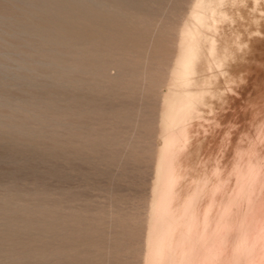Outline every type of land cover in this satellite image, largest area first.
I'll use <instances>...</instances> for the list:
<instances>
[{
  "label": "rangeland",
  "instance_id": "1",
  "mask_svg": "<svg viewBox=\"0 0 264 264\" xmlns=\"http://www.w3.org/2000/svg\"><path fill=\"white\" fill-rule=\"evenodd\" d=\"M46 1L47 0H0V108H8V111L0 117V264H79V259L78 261L74 259L70 263L65 262L63 255L65 248L63 245V242H65L63 239V230H65L66 223L77 226V222L82 218L83 220H89V217H94L91 221L102 227L103 230H106V234L108 232V228L106 227H109L110 232V228L115 225V222L116 225L113 227L114 229L112 231H114L116 227L120 229L124 226L121 229H123L125 233L128 230H132L134 234L137 232H144L146 224L144 219L146 218L143 219L142 217H147V203L150 200L152 177L154 176V161L157 158V143L159 142L158 140L165 136L163 135L165 131L160 128V119L161 115H163V103L161 102L165 98L171 96V93L174 91L170 88L171 78L168 74H170L174 67L173 60L178 56V37L182 34L184 24L192 19L189 15L190 6L196 2L195 0H161L159 3L156 2L158 3L156 4V0H138L140 5L141 1H143L142 4H144L140 6L143 7L142 9L138 7L140 8L138 11V8L136 7L137 9H135L134 7V5L139 6L138 4H134L137 0H131V4L128 3L129 0H120L122 2L121 4L126 7H123L121 4H119V6L121 5L122 7H117L123 10L120 12L121 15L126 16L127 14L128 17V14H132V16L128 17L129 21L134 17H139V21H142L141 18L146 17L143 22H140V25L143 24L141 26L143 28L142 32L141 30L139 32H132L126 37H130L131 39H134V37L139 38L141 33V37H144V33L147 37L150 35L148 38L146 37L147 39L144 38V40H146L145 45H147L148 48L145 47L144 50H141V52L143 51L142 55L145 59H134V61L141 59V61L138 62L139 68L142 69H138L140 70L139 75H141V77L139 76L140 78L138 79L136 75L131 74V77H128L130 81L124 80L126 83L122 81L123 84L116 83L117 76L122 71L119 69L120 65L118 67V64L113 61L111 56L112 53H110V55L108 52V55L106 52L101 53L102 55L111 56L110 59L96 52L97 54L95 53V55H98L96 58L97 60L102 56L99 61L102 62L103 59L107 62L103 61L105 67L103 70H105L101 74L102 77L100 76L103 78L102 81H104V83L102 82L101 84L104 85L102 86L99 83L101 82L100 77L97 80L98 82H94L98 83L95 87L101 90L97 91L94 87L96 84H93L94 88L92 89L89 84L85 85L86 76L84 75V71H82L95 58L90 59L89 57L87 60L85 59L86 63L85 61L79 63L80 69L81 67L83 68L79 70V72H76L78 70H73L68 60L71 61L74 59L72 56H77V51L83 47L84 37L90 34L89 31L93 30L92 28H94V26H98L101 29L104 25H107L103 28L106 34H104L103 29H101L103 34L102 32L98 34V39L102 40V42L111 39L109 36L110 33L107 34L111 26L108 21L104 20V16L110 14L107 10L115 9L114 2H112L113 0H104V3L102 0L101 5L97 4L98 6H96V9L100 7V9L105 10L102 11V13L104 12L101 17L103 18V22L100 21L102 19L97 17L95 20L91 18L88 22L89 25L87 24L84 30H79V37L76 36L67 41H63V36H67L64 30L57 31V28L55 30L59 17L62 16L58 12L59 10L52 16L43 15L42 10ZM107 1H109V3L106 4L108 6L105 5ZM125 1H127L128 5L125 4ZM205 1L207 0L203 2ZM217 1L219 2L220 0H211L210 3L214 4V2L216 3ZM248 1H240L242 4L239 8L240 12L243 14L238 17L239 20H237L238 18L236 19V17L235 19L242 25L239 24V28L235 25V31H232V34L234 33L236 37H233L234 40L232 38L234 41L233 44L241 42V47H239V45V48L236 47V44L235 50H232L226 59L222 60L221 63L223 67L222 64H220L209 71L210 74L221 75L219 77L220 80L217 79L215 84L209 87L207 97H211L208 98L211 105L209 104L210 107L207 105L208 110L202 115L203 118L201 121L204 124L193 126V130H200L202 135H205L204 137H208L207 140H210H204L198 147L199 150L202 149V146L205 148L200 151L198 150L200 156L197 155L199 158H197V156V159L195 158V161L200 164L196 169L197 174L212 173L214 166L218 163L223 169L221 174H219V178L224 179L221 184L224 185L227 182L230 184L231 182L230 189L221 192V195L225 199H233L236 202V206L233 208L230 216H236L238 215L237 213L240 214L238 225L231 233L233 234L231 237V244L234 245V248L222 257L226 260L223 264H248L251 261L250 258H253V256L257 254L258 249L260 250V248L264 246V243H262L264 238L261 239L260 237V242L257 241L256 238H248L249 235L246 234L248 226L254 222V220L261 218L262 212L264 213V96L262 95L264 94V41L261 40V38L264 39V32L261 31L264 29L262 27V24L264 25V22H262L264 21V12H262V10L264 11V0H262V2L261 0ZM80 2L87 5L89 3L95 5L96 0L94 4L93 0H55V6L56 9H61L60 6L62 4H75ZM109 4L112 8L109 7ZM129 4L130 7L134 9L130 8ZM104 5L106 7H104ZM128 7V10L125 9ZM146 7L148 8L146 9ZM124 10H127L128 13ZM140 10L143 12L146 10V12L149 13V18L145 15L147 14L146 12H144L145 16L140 15L143 14ZM130 11H132V13H130ZM136 11H138V14ZM253 12H257L256 15L259 14L261 16H256ZM150 13H153V15H151L152 17H150ZM186 14L189 16L188 18ZM248 14H251L252 17H249ZM127 17L125 19H127ZM259 19L262 21H259ZM80 22L81 21L77 20V22L72 21L70 23L78 27ZM254 23L257 24L254 26ZM153 25L155 27H153ZM257 25L260 28H256ZM164 26L165 28H163ZM38 28H42L43 30V33L40 35L35 33ZM236 31H238V33ZM135 33L137 36H134ZM251 34H254V36L259 35L258 37L256 36V42L254 41L255 37ZM236 35L241 36H239V38ZM56 38L59 43L48 46V44H50L48 41H53ZM250 38L253 39L251 41L254 43L250 41ZM148 39H151V41ZM151 42L154 43V46ZM151 46H153V48L156 47L153 49ZM250 48L251 51L249 50ZM90 50L92 49L90 48ZM253 50L256 51L254 52ZM95 55L91 57H96ZM142 55L141 57L144 58ZM244 57L246 59L242 60ZM108 59L109 61H107ZM126 62L128 61H125V63ZM157 62H161V64ZM167 62L171 64L169 65ZM82 63L84 64L82 65ZM105 63L107 64L106 66ZM129 63L131 62H128L125 66ZM142 64H145L144 67ZM147 64H150V66ZM135 65H137V63ZM68 73H70V75H68ZM75 73H77V75ZM68 76H73V79L77 81H85V88L76 91V87H73L77 84L76 80L74 83L73 80L68 79ZM117 85L118 88L114 89ZM110 86L114 91L110 89ZM71 87L74 90H72ZM88 87H90L91 90L94 89L93 91L96 90L97 93L93 91L89 92L90 89ZM105 88L109 91L108 95ZM120 88L124 90H118ZM111 90L116 94L110 92ZM73 91H76L75 93L80 96L89 95L88 97L92 98L91 105L98 103L99 97H103L104 101L108 103L103 105L101 117L107 118L106 120L113 117V114L118 111L117 109L122 108L123 102L120 101V99L124 100V98H128L130 102L133 101L132 106L138 111L136 115L137 120L142 122L148 119L149 121L147 122L150 123L143 125L141 122L137 123V121H135L133 127L134 129L136 128L137 131L133 128L131 130L123 129V124H113L111 126L110 120V122L106 124V127L109 128V133L111 132L110 129L118 131L120 129L119 127H121L119 131L124 132L125 135V142L118 143L121 148L118 145L112 148L113 151H107L110 153L108 154L110 158L112 159L118 151V157L120 156V152H122L121 156H128H123V159H120V157L114 158L113 161L109 159L106 162L103 160V162H100L98 160L96 163L97 168L93 164L94 160L90 163L89 159L92 157H94L92 159H99L98 154L92 152L93 150L89 151L87 147L92 143L91 140L88 142L89 138L87 134H90L88 129L91 127L90 125L94 120L92 119L90 122H87L89 120H84L85 126L82 125L80 129L79 127H68L71 123L69 122L71 119H67L66 112L68 109L71 110V108L74 107V101L76 102V100L73 99L75 96ZM118 92L121 96L124 94L125 97L123 98L122 96L121 98L117 96L119 95ZM121 92L123 94H121ZM127 92L128 95H125ZM88 93L93 94L91 95ZM99 93H102V95ZM216 94L217 96L219 94L221 95L217 97ZM129 96L131 98H129ZM72 99L73 104L70 103ZM117 99H119V103L116 102L112 104V101L115 102ZM120 102L121 105H119ZM159 102L160 104H158ZM42 104L44 107L46 106L43 119L33 117L30 111L36 107H41ZM124 106H126V104ZM14 107H17V110L13 111ZM72 112L70 111V113ZM111 113L112 115H110ZM55 114H60V117L56 119V121L53 120L55 122L50 121L49 119ZM242 114L245 115L243 116ZM217 117L220 119H217ZM243 117L245 118L243 119ZM190 135H192L191 131L188 133V136ZM212 139H214L215 142ZM209 142H214L215 144L211 143L210 145ZM85 146L87 148H85ZM80 147L83 148V151L86 150L87 152H85L90 157L89 158L85 154L83 156L80 155L83 157L82 159H84L82 163L79 159L80 157H78ZM97 147L96 145L94 148L102 149L101 147ZM124 151L130 152L129 154L131 155ZM209 153H211V155ZM204 154L208 157L207 159ZM74 155H76L78 159ZM84 156L87 157L84 158ZM116 159L118 160L115 161ZM233 159H235V161ZM121 160H126L127 163L131 160V162L128 165L127 163L123 165V161ZM114 161L116 164H114ZM201 162H204L203 165L205 167H203ZM231 162L234 163L232 164ZM118 163L120 164L118 165ZM232 165L235 166L233 167ZM202 171L203 173L200 174ZM223 173H225V176L222 175ZM208 183L217 184L218 182L215 178H212L208 180ZM207 194H209V192H207ZM135 213L137 218L134 215ZM75 214H80L81 217L78 219ZM116 214L118 215L117 219H114ZM216 215V213H212L209 217L205 215L202 223H206L211 217H215ZM121 217H123L125 221ZM118 218L121 219L119 220ZM136 221H139V223L133 225ZM118 222L119 224H117ZM105 225L107 226L104 227ZM126 226H128V228ZM133 228L136 230L134 231ZM109 232L108 236L111 234H109ZM114 232H116V230ZM7 235L12 236L13 240L9 241L8 239H2L3 236L6 238ZM108 236L106 235L107 239L110 238V236ZM133 238L134 236L131 238L132 242L136 239ZM248 241L251 242V244H247ZM256 244H259V246H255ZM248 245H250V247ZM116 254L117 253L114 255L116 256ZM126 254L127 253L117 254V256H120L118 257V259H120L118 261L121 263L125 261L130 264L133 260H136L134 256H128L126 258ZM190 256V254H186L183 259L185 260ZM114 259L115 258L111 260L113 261ZM134 264L139 263L136 261Z\"/></svg>",
  "mask_w": 264,
  "mask_h": 264
},
{
  "label": "bare ground",
  "instance_id": "2",
  "mask_svg": "<svg viewBox=\"0 0 264 264\" xmlns=\"http://www.w3.org/2000/svg\"><path fill=\"white\" fill-rule=\"evenodd\" d=\"M94 1L95 0H93V4H94ZM105 1L103 0V3ZM129 1H128V3L131 4V0H129ZM143 1L140 2L141 5L138 3V0H137V2H134V4L139 5V6L134 5L135 9H137L140 6H143L144 5V4H142ZM195 1L196 2H194V4L192 6H190L189 15L192 17V19H190L188 22H186L184 24V29H183V31L181 30L182 34L180 33L181 34L179 36L180 38L178 37V45L175 43L178 46V48L176 47L178 49V56L177 57L175 56L176 58L174 60L172 59L174 62L171 60L174 63V67L171 70L170 74H168V75L171 78V84H170L171 87L170 88H172L174 91L171 93V96L165 98L162 102L160 101L161 103H163V112H162L163 115H161V119H160V128L165 131V134H163L165 136L162 137L160 140H158L159 142L157 143L158 144L157 150H156L157 158L154 161L155 162L154 167H153L154 176L152 177L153 181H152V185H151L150 200L147 203V206H148L147 217H145V216L142 217L143 219L146 218V219H144L145 223H146L145 224V230H144V232L142 231L143 233L137 232L136 234H134L132 232V230H128L125 233V231L123 229H121L124 226L121 225L122 227L120 226L121 227L120 229H119V227L118 228L116 227L117 228V229L115 228L116 232H114L115 230L114 231H112V230L114 229L113 227H115V225H116V222H115L116 220H115V221H113V222H115V225L113 227H111L112 229L110 228V230H111L110 232H109V227H106L107 225L104 226V227L108 228L109 234L111 233L109 235L110 238L107 239L106 235L108 236V232L106 234V230H103L102 227H100L99 225H97V224L93 223V221H91V219H93L94 217H91V218L89 217L88 218L89 220H85V219L83 220V218L79 219L81 217L80 214H77V215L75 214L78 217V219L80 220L77 222L78 225L72 226L70 223H68V224L66 223L65 224V230H63L64 231L63 239L65 241V242H63L64 243L63 245L65 247L63 255H64V259H65L66 263H70L74 259H76L78 261V259H79V261H80V262H78L79 264H129V263H126L125 261H124V263H121L120 261H118V260H120V259H118V257H120V256L119 255L117 256V254L127 253L126 258L128 256L129 257L134 256V259H136L133 261L131 260L132 262L130 264H134V262H136V261L139 264H223V263H225L226 260H225V258H222V257H224V255H226L227 252L229 253L234 248V245L231 244V237L233 235L231 233L233 232L234 228H236V226L238 225V220H239L240 214L237 213L238 215H236V216H234V215L230 216V213L232 214V210L236 206V202L233 199H228V198L225 199L221 195V192H223L227 189H230L231 182H230V184H228L229 182L225 183L224 185L221 184V182H223L224 179L219 178V174H221L223 169L220 167V165L218 163L214 166L212 173L202 174L204 171L203 170L202 172H200V174H202V175L197 174L196 169L200 165L197 161H195L196 156L199 155L198 154L199 153L198 147L202 144V142H204V140H207L208 137H204L205 135H202L200 130H196V129L193 130V126H199V125L204 124L201 120L203 118V116H202L203 113L207 112V110H208L207 105L210 104L209 99H208L210 96L207 97L209 87L212 86L213 84H215L216 80L219 79V77L221 76V75H216L213 73L210 74L209 71L213 67H217L220 64H222L221 63L222 60H225L226 57L228 56V54L230 52H232V50L233 51L235 50L234 48H235L236 44H237L236 47H238V45H239V47H241L240 46L241 42H237L236 44H233L234 43L233 37H235V36H234V33L232 34V31L234 30L235 25H236V27L238 26V28H239V24H241L237 20H239L238 17L242 16V14H243L240 12V8H239L241 6L242 2L240 3L241 0H220L219 2L217 1L218 3L216 2L217 4L214 2V4H215L214 5L213 3H210L211 0H207L205 2H203L204 0H195ZM250 1H252V0H250ZM250 1H248V2H250ZM101 2H102V0H96L95 5H91V3H89V2H88L89 3L88 5L80 2L81 5H83L82 10L84 11V15H86L82 18L83 20H79V21H81L79 23V26H78V29L80 31L84 30L87 27V24L91 18L95 20V18L97 17L99 19H102L100 21L103 22V18H101V17H102V14L104 13V12L102 13V11H105V10L100 9V7H99L100 10L96 9V6L101 5ZM112 2H114V8L115 9L107 10V12H110V14H107L106 16H104L105 17L104 20L108 21L110 23V26H111V27H109V30L107 33V34L110 33L109 36L111 39L107 40L105 42H102V40L98 39V34H100L102 32L101 29H103L107 25H104V27H102L101 29L98 26H97L98 27L97 28L93 25L94 26V28H92L93 30L89 31L90 34L87 37H84L85 40L83 42V47H81V49H79V51H77V53H76L77 56H72L76 60H74L73 58H72L73 60H71V61L68 60L69 64H71L73 70H75V71L78 70L76 72H79V70L83 69L82 67L80 69L79 63H81L82 61H85V59L87 60L89 57H90V59L95 58L91 61V63L89 65L86 64L88 66L82 70V71H84V75L86 76V79L84 78L86 80V84H85V81H79V80L77 81L75 79L77 84L75 86H73V85L72 86L77 88V89L75 88L76 91L83 90L85 88L84 84L85 85L89 84L91 89L94 88L95 86H97L98 83H94V82H96L98 80V78L101 76L102 72H104V70H105V69L103 70V68H105L104 62H106V60L102 59V62L99 61V59L102 58L103 55L106 58L107 57L110 58L112 56L113 61H115V63L118 64V67L120 65L119 69L122 71L117 76V82L116 83L120 84L124 80L130 81L129 78L131 77V74L136 75L138 79L141 77V75H139L140 74L139 71L142 69L139 68L138 62H140L141 59L142 60L145 59V57L142 55L143 51L141 52V50H144L145 47L148 48V46L145 45L146 40H144V38L147 39L150 35L147 37V36H145V33H144L143 34L144 37H141V34H142L141 33L140 36L138 35L139 38L134 37V39H131L129 37L131 39V42H130V39L126 38V37H127V35H129V33H132V32H137V31L139 32L140 30L142 32L143 28L141 26L143 24L140 25V22H143V20L146 19V17H144V16L145 15L148 16L149 13H147L145 10L144 12H146L147 14L144 15V12L142 10H140V11H142L143 14H140V13L139 14L144 15L143 16L144 18L140 17L142 19V21H139L140 20L139 17H137L138 19L136 17H134V18L131 17L133 21L131 19L129 21L128 17L132 16V14L131 15L128 14V17H127V14L125 16V15H121V13H120L123 11L119 8L122 5L121 4L122 2L120 0H113ZM125 2H126L125 4H127V1H125ZM156 2L159 3V2H161V0H156L155 3ZM261 2H262V0H261ZM107 3H109V1H107L105 3V5ZM150 3H151V1H150ZM153 3H154V1H153ZM158 3H156V4H158ZM119 4H121V5L119 6ZM130 4H129V7H130ZM244 4H245V1H244ZM244 4H243V6H244ZM105 5H104V7L108 6V5H106V6ZM111 5H112V3H111ZM132 5H133V3H132ZM147 5H149V4H147ZM263 5H264V3H263ZM117 6H119V7H117ZM109 7H110V4H109ZM129 7L125 8V9L128 10ZM110 8H112V7H110ZM118 8H119V11H118ZM130 8H132V7H130ZM140 8L142 9L143 7H140ZM140 8H138V11ZM147 8L148 7H146V9ZM122 9H124V8H122ZM132 9H134V8H132ZM56 10H59L58 12H61V9H59V8H57ZM127 10H124V11H126V13H128ZM148 10H151V9H148ZM138 11H136V13ZM247 11H249V10H247ZM133 12H135V11H133ZM262 12H264V11L262 10ZM123 13H125V12H123ZM130 13H132V11H130ZM256 13H254V14L256 15ZM75 14L77 15L76 11H74L73 9L71 11L68 10L66 13V17H67L66 21L62 25H61V22H63V20H60V22H58L57 31L58 30H64L65 33L69 34L71 32V30L74 29V28L72 29L71 27L69 28L68 26L73 25L70 22H72L74 20H72V21H70V20H71V18H73V15H75ZM140 15H138V16H140ZM151 15H153V13L152 14L150 13V17H152ZM250 16H251V14L249 15V17ZM256 16H261V15L258 14ZM88 17H90V18L88 19ZM126 17H127V19H125ZM188 17L189 16L187 15V18ZM233 17H234V20H233ZM235 17H236V19L237 18L238 19L236 20ZM148 18H149V16H148ZM162 18H164V17H162ZM259 21H262V20L259 19ZM159 22H161V21H159ZM241 22H242V20H241ZM262 22H264V21H262ZM262 22H261V24H262ZM90 24H91V22H90ZM154 24H155V22H154ZM156 24H158V23H156ZM255 24H257V23H254V26H255ZM153 27H155V26L153 25ZM182 27H183V24H182ZM262 27L264 28L263 24H262ZM163 28H165V26ZM256 28H260V27L257 25ZM168 29H170V28H168ZM250 29H251V27H250ZM79 30L77 33H79ZM166 30H167V28H166ZM241 30H240V32H241ZM258 30H260V29H258ZM103 31H104V29H103ZM145 31H147V30H145ZM261 31L264 32V29ZM143 32H144V30H143ZM236 32L238 33V31H236ZM262 32H261V34H262ZM102 34H103V32H102ZM104 34H106L105 31H104ZM241 34H242V32H241ZM254 34H251V35L254 36ZM135 35H136V33L134 34V36ZM152 36H153V34H152ZM239 36H241V35H239ZM239 36H237V37H239ZM256 36H254L255 42H256ZM63 37H64L63 41L70 40V39H68L69 37H67L65 35ZM99 37H101V36H99ZM249 37H251V36H249ZM232 38H233V40H232ZM243 38H244V36H243ZM258 39H257V41H258ZM148 40L151 41V39H148ZM251 40H253V39L250 38V41ZM261 40L264 41L263 38H261ZM49 43L50 44H48V46L53 45L52 42H49ZM151 43H153V42H151ZM243 43H245V42H243ZM252 43H254V42H252ZM81 44H82V41H81ZM148 45H149V43H148ZM153 46H154V43H153ZM153 46H151V48H153ZM251 46H253V45H251ZM259 46H261V45H259ZM259 46H257V47H259ZM244 47H247V46H244ZM90 48L93 51L90 50ZM253 49H254V47H253ZM259 49H261V48L259 47ZM249 50L251 51V48ZM91 52L93 55L91 54ZM96 52L99 53L100 55H102L101 53H104V52H106V54L108 52L109 55H110V53H112V54L110 57L103 54L97 60L96 58L98 55L97 56L95 55ZM175 52H177V51H175ZM94 55L96 57H91ZM141 55L144 58H142ZM234 55H235V53H234ZM138 56H140V57H138ZM131 58H132V60H131ZM135 58H141V59L134 61ZM236 59H237V57H236ZM243 59H246V58L244 57V58H242V60ZM146 60H147V58H146ZM107 61H109V59ZM125 61L131 62V63H129L127 66H125V64L128 63V62L125 63ZM135 62L137 63V65H135L136 64ZM161 62H159V63L161 64ZM235 62H237V61H235ZM239 62H241V61H239ZM85 63H86V61H85ZM106 63H105V66L107 65ZM230 63H229V65H230ZM83 64L84 63H82V65ZM144 65H143V67H144ZM147 65L150 66V64H147ZM222 67H223V64H222ZM138 69H140V70H138ZM75 71H73V72H75ZM75 74L77 75V73H75ZM232 74H234V73H232ZM235 74H237V73H235ZM68 75H70V73H68ZM73 75H74V73H73ZM162 75H164V74H162ZM74 77L76 78L75 75H74ZM68 79L73 80V82L75 83L73 76L72 77L68 76ZM84 79H82V80H84ZM102 79L103 78H101V82H99L100 84L102 82L104 83V81H102ZM70 80H69V82H70ZM91 83H92V86H91ZM125 83H124V85H125ZM93 84H96V85H94V87H93ZM114 84H115V82H114ZM90 87H88V88L90 89ZM220 87H222V86H220ZM98 88H99V85H98ZM116 88H118V85L116 87H114V89H116ZM127 88H126V90H127ZM151 88H149V89H151ZM71 89L74 90L72 87H71ZM91 89L89 90V92H92L94 90V89L93 90H91ZM110 89H112L111 86H110ZM96 90L98 91L99 89L96 88ZM96 90L93 92H96ZM112 90L110 92L114 91V90L113 91ZM118 90H124V89L120 88ZM215 90H217V89H215ZM99 91H101V90H99ZM102 91H103V89H102ZM75 92L73 91V94H75V96L73 95L74 96L73 99L76 100V102L74 101V107L72 106L73 108H71V110L68 109V111L66 112L67 117H68L67 119L68 120L71 119V121H69L71 123L68 127H70V128L79 127V129H80L82 127V125H84L85 121L89 120L87 122H90V120H92V119L94 120V121H92L91 125L89 124L91 127L90 126H89L90 128L88 127L89 128L88 130L90 132V134H87L88 138H89L88 142L91 140L92 143L87 147L89 148L88 149L89 151L93 150L92 152H96L99 156V159L95 158L96 159V162H95V159H92L94 157H92L91 159H89L90 163L92 160H94L93 164H94V166H96L97 165L96 163L98 162V160L100 162L102 160L106 162L109 159H110V161H113L114 158L120 157V159H123L124 157L128 156V155H126V156L123 155L124 156L123 157V156H121L122 152H120V156L118 157L119 151L117 152L118 153L117 154L114 150V152L116 154L113 156L112 159L110 158V155H108L110 153H108L107 151L112 150V148H115L119 145L118 143L123 142L125 135H124V132L119 131L121 129V127H119L120 129L118 131H116L115 129L114 130L110 129L111 132L109 133V128L106 127V124H107V122L111 121L110 122L111 126L113 124H118V125L123 124V126H122L123 129H130V130L132 128L134 129L133 124H135V121H137V123L141 122V121H138L136 118L138 111L136 109H134V107L132 106L133 101L130 102L128 98L125 99L124 98L125 96L122 93L123 91L121 92V94H123L122 96H123L124 100H121L119 97L122 98V96L118 92L119 95H117V96H119L118 98L120 99V101L123 102L122 108L123 107L124 108L123 109L122 108L117 109L118 111H116L113 114L114 116L110 117L108 120H106L107 118L101 117L103 105L105 103H108V102L104 101L103 97L102 98L99 97L98 103L91 105V99L92 98L88 97L89 95L80 96L79 94H77ZM106 92H108L107 93V95H108L109 91L107 90ZM216 92H218V91H216ZM113 93H115V92H113ZM88 94H91V93H88ZM99 94L102 95V93H99ZM104 95H105V92H104ZM111 95H113V94H111ZM125 95H128V92ZM163 95H165V94H163ZM219 95H221V94H219ZM262 95L264 96V94H262ZM117 96H116V98H117ZM216 96H217V94H216ZM129 98H131V97L129 96ZM73 99L71 100L70 103H72ZM114 99H115V97H114ZM119 99L115 100V102L112 101L113 102L112 104H115L116 102L119 103L118 102ZM214 99H217V98H214ZM160 102L158 104H160ZM125 104H126V106H124ZM119 105H121V102ZM210 105H209V107H210ZM41 107H44L43 104ZM114 107H116V106H114ZM69 110L71 112L72 111L73 112L70 113ZM138 110H139V108H138ZM112 111H113V109H112ZM210 111H209V113H210ZM139 112H140V110H139ZM211 112H213V111H211ZM11 113H13V112H11ZM110 115H112V113ZM242 115L244 116L245 114H242ZM53 116H55V115H52V118L50 119V121L56 120L60 117L59 116L58 118L55 119ZM204 116H206V115H204ZM72 117H74V118H72ZM244 118L245 117H243V119ZM217 119H220V118L217 117ZM147 121H149V120L147 119L146 121H142L141 124L147 125V123H150ZM158 123H159V121H158ZM86 125H87V123H86ZM107 128H108V130H107ZM134 130L137 131L136 128ZM149 131H151V130H149ZM190 131L192 132V135L188 136V133ZM212 131H214V130H212ZM133 133H134V131H133ZM208 133H210V132H208ZM209 137L211 138L210 134H209ZM128 139H130V138H128ZM131 139H133V138H131ZM214 139H212V140H214ZM214 142H215V140H214ZM214 142H209V143L211 145V143L215 144ZM209 143H208V145H209ZM96 145L98 147H101L102 149H100L98 147H97L98 149H95L94 147H96ZM216 146H215V148H216ZM87 147L85 146V148H87ZM119 147L121 148L120 145H119ZM81 148L82 147H80V149L78 151V154H79L78 157H80L79 159L82 163V160L84 162V159H82L83 158L82 156L84 154L87 155V153H86L87 151L85 150L86 151L85 152V151H83V148L82 149ZM203 148H205V147L202 146V149H200V150H203ZM213 149H214V147H213ZM207 150L209 151L208 148H207ZM210 150H212V149H210ZM214 151H216V150H214ZM124 152H126V151H124ZM111 153H113V152H111ZM126 153H128V152H126ZM97 154H95V155H97ZM206 154H208V153H206ZM209 154L211 155V153H209ZM80 155H82V156H80ZM129 155H131V154H129ZM74 156L76 157V155H74ZM87 156H84V158ZM197 158H199V157L197 156ZM205 158L207 159L208 157H206V155H205ZM213 159H214V157H213ZM117 160L118 159H116L115 161H117ZM126 160H124V161L121 160V161H123L122 162L123 165L127 163ZM203 160H204V157H203ZM233 160L235 161V159H233ZM239 160H240V157H239ZM115 161H114V164H116ZM121 161H120V163H121ZM130 162H131V160H129V163H127V165L130 164ZM120 163H118V165ZM151 163H152V161H151ZM201 163L203 165L204 162H201ZM206 164H207V162H206ZM203 167H205V166L203 165ZM212 167H213V165H212ZM96 168H97V166H96ZM202 169H205V168H202ZM227 172H228V169H227ZM229 172L231 173L230 169H229ZM225 173H223L222 175L225 176ZM237 173H238V171H237ZM212 178H215L218 183L217 184H209L208 180H210ZM231 179H234V178H231ZM235 186H237V185H235ZM207 192H209V194H207ZM144 206H145V204H144ZM97 207H99V206H97ZM97 210H98V208H97ZM108 212H110V211H108ZM144 213H145V211H144ZM212 213L213 214L216 213L217 215L215 217H211L212 219L210 218V220H208L206 223H202V221L205 218V215H207L209 217L210 215H212ZM110 215H111V213H110ZM134 215L136 217V213ZM145 215H146V213H145ZM112 216H114V215H112ZM115 216L116 217H114V219L115 218L117 219L118 215L116 214ZM121 218L123 219V217H121ZM121 218H118V219L120 220ZM133 218H134V216H133ZM111 219H113V218H111ZM123 220L125 221V219H123ZM109 221H111V220H109ZM126 222H127V219H126ZM132 223H133V221H132ZM137 223H139V221L138 222L136 221L133 225H135ZM117 224H119V222ZM246 224H248V223H246ZM126 227L128 228V226H126ZM140 228H142V227H140ZM133 229H134V231L136 230L135 228H133ZM246 234L249 235L248 238H254V239L256 238L257 241H260L262 238H264V213L263 212L261 214V218L254 220V222H252L248 226V228L246 229ZM133 236L136 239L133 238L134 240L132 242L131 238ZM257 237H258V239H257ZM260 237H261V239H260ZM135 240H136V242H135ZM256 243H258V242H256ZM262 243H264V240ZM247 244H251V242L248 241ZM248 246L250 247V245H248ZM255 246L258 247L259 244L258 245L256 244ZM262 247H261L262 249L260 248V250L258 248H256V249H258V252L255 256H253V258L252 257L250 258L251 261L248 264H262V263L264 264V262H263L264 261V255H263L264 246H262ZM256 249H254V250H256ZM115 253H117L116 256L114 255ZM186 254H190L191 256L189 258L185 257L186 259L184 260L183 258ZM197 257H199V258H197ZM113 258H115V259L112 261L111 259H113ZM126 261H127V259H126Z\"/></svg>",
  "mask_w": 264,
  "mask_h": 264
},
{
  "label": "water",
  "instance_id": "3",
  "mask_svg": "<svg viewBox=\"0 0 264 264\" xmlns=\"http://www.w3.org/2000/svg\"><path fill=\"white\" fill-rule=\"evenodd\" d=\"M88 7V6H87ZM60 8H61V12H59L62 16L61 17H59V20H58V22H60V20H63V22H61V25L62 24H64V22L66 21V13H67V11L69 10V11H71L72 9L74 10V11H76V13H77V15L75 14V15H73V18H71V20L70 21H72V20H74V22H77V20H83L82 18L84 17V16H86V15H84V11L82 10V8H83V5H81V3H75V4H69V3H65V4H62L61 6H60ZM57 12V10H56V6H55V0H47L46 1V3H45V5L43 6V10H42V13H43V15H45V16H52V15H54L55 13ZM74 14V13H73ZM78 18V19H77ZM90 17H88V19H89ZM69 21V22H70ZM58 24V23H57ZM76 24V23H75ZM74 24V25H75ZM69 28L71 27V28H73V27H75L74 28V30H71V32H70V34H67V37H69L68 39H72V38H74V37H76V36H78V34L79 33H77L78 32V27H76V26H68ZM56 28H58V26H56L55 27V30H56ZM36 34H38V35H40V34H42L43 33V30H42V28H38V30L35 32ZM58 39L56 38L55 40H53V41H48V42H52V44H56V43H59L58 41H57ZM44 109H45V107H36L35 109H32L31 111H30V114H32V116L33 117H36V118H39V119H43V115H44ZM15 110H17V107H14L13 108V111H15ZM8 111V108L7 107H5V108H0V117H2L6 112ZM60 116V114H55V116H53L55 119L56 118H58ZM52 118V117H51ZM50 118V119H51ZM49 119V120H50ZM56 121V120H55ZM55 121H53V122H55ZM2 239H8L9 241H12L13 240V238H12V236H9V235H7V237L5 238V236H3L2 237Z\"/></svg>",
  "mask_w": 264,
  "mask_h": 264
}]
</instances>
